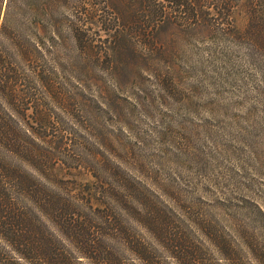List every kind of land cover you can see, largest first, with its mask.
Segmentation results:
<instances>
[{
    "label": "trees",
    "instance_id": "1",
    "mask_svg": "<svg viewBox=\"0 0 264 264\" xmlns=\"http://www.w3.org/2000/svg\"><path fill=\"white\" fill-rule=\"evenodd\" d=\"M94 27L109 45H98ZM173 31L264 52V0H0V239L18 256L5 249L0 264H169L162 254L175 264H215L195 246L202 223L172 211L173 221L154 188L120 166L68 154L86 141L72 138L55 109L65 104L56 91L69 85L70 66L82 84L90 64L126 49L151 55Z\"/></svg>",
    "mask_w": 264,
    "mask_h": 264
},
{
    "label": "rangeland",
    "instance_id": "2",
    "mask_svg": "<svg viewBox=\"0 0 264 264\" xmlns=\"http://www.w3.org/2000/svg\"><path fill=\"white\" fill-rule=\"evenodd\" d=\"M235 18L242 30L244 17ZM173 32L151 55L126 49L90 64L82 84L70 66L55 109L86 142L68 154L120 166L154 188L173 221L172 211L202 223L195 246L215 264H264V52L233 37ZM5 249L18 257L0 239V259Z\"/></svg>",
    "mask_w": 264,
    "mask_h": 264
}]
</instances>
